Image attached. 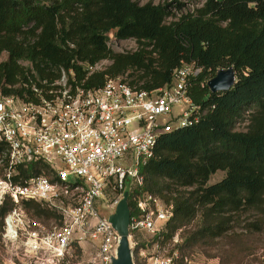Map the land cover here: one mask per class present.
Masks as SVG:
<instances>
[{
    "label": "trees",
    "instance_id": "1",
    "mask_svg": "<svg viewBox=\"0 0 264 264\" xmlns=\"http://www.w3.org/2000/svg\"><path fill=\"white\" fill-rule=\"evenodd\" d=\"M170 6L133 0H0V54H7L0 62V92L22 96L29 93L24 87L29 80L51 83L60 68L73 70L86 88L121 78L151 91L169 85L181 63L202 68L189 95L204 116L194 126L161 135L141 173L144 191L173 206V218L156 239L170 241L200 215L194 235L206 242L221 238L232 217L264 215V0H205L192 13L167 23ZM110 33L117 40H134L138 50L113 53L107 46ZM103 60L111 65L86 77L84 66ZM228 67L236 73L230 90L211 93L201 86ZM250 107L255 111L246 118ZM246 121L244 130L236 129ZM218 172L224 177L209 184ZM19 175L50 177L51 172L35 163ZM109 194L113 199L117 191ZM128 206L132 217L131 197ZM12 208L5 199L1 227ZM22 209L43 223L59 221L35 203H24ZM260 225L251 226L258 230Z\"/></svg>",
    "mask_w": 264,
    "mask_h": 264
},
{
    "label": "built area",
    "instance_id": "2",
    "mask_svg": "<svg viewBox=\"0 0 264 264\" xmlns=\"http://www.w3.org/2000/svg\"><path fill=\"white\" fill-rule=\"evenodd\" d=\"M105 63L81 65L89 77ZM201 72L195 63H181L169 85L146 91L121 78L86 88L73 70L60 68L51 83L29 80V93L22 96L0 92V206L5 199L13 205L3 220L6 243L18 249L23 238L22 256H45L49 264L64 262L73 248L86 251L77 264H112L120 237L109 216L124 193L136 212L128 226L130 246L136 235L161 236L173 206L144 191L141 169L161 135L194 126L204 116L189 95ZM35 163L51 176L22 179L21 169ZM112 190L117 196L105 198ZM29 202L59 217L41 237L39 224L22 209ZM158 246L147 258L140 251L146 264H181L173 252L160 254Z\"/></svg>",
    "mask_w": 264,
    "mask_h": 264
},
{
    "label": "rangeland",
    "instance_id": "3",
    "mask_svg": "<svg viewBox=\"0 0 264 264\" xmlns=\"http://www.w3.org/2000/svg\"><path fill=\"white\" fill-rule=\"evenodd\" d=\"M139 5H144L151 2L154 5H171L169 11L171 17L167 19V23L172 22L182 15L192 13L200 7L205 0H133ZM182 3L181 9L177 5ZM107 46L116 54L132 53L138 50L137 43L132 40H117L113 33L108 36ZM7 59L6 53L0 54V62ZM25 67L30 68L27 62H21ZM111 65V61L107 60L101 69H105ZM255 111L254 107L246 109L245 116L249 118L250 114ZM247 114V115H246ZM247 121L237 125V130H244ZM224 177L223 172L216 173L209 181V184L216 183ZM73 177H67V182H73ZM112 195L108 194L105 198L111 199ZM105 214L106 212L102 210ZM30 220H34L39 224L35 227L38 230L39 236H43L51 228V222L43 223L28 215ZM202 218L200 215L186 227L178 230L170 241L161 243V239L148 235H136L131 239L133 261L136 264H146L148 255L157 252L155 245H160V254L175 253L180 259L181 264H264V215L254 213H245L235 216L230 219L228 230L221 238L203 241L194 235L198 232ZM261 224L260 229H254L252 224ZM5 231L0 224V264H49L46 262V257L33 258L32 255L26 254L22 256L21 243L16 246L18 249L10 247L4 238ZM194 238V239H193ZM21 239V238H20ZM157 240V241H156ZM140 251H144L146 258H143ZM17 253V257L15 256ZM86 255L73 248L64 262L56 264H77Z\"/></svg>",
    "mask_w": 264,
    "mask_h": 264
},
{
    "label": "water",
    "instance_id": "4",
    "mask_svg": "<svg viewBox=\"0 0 264 264\" xmlns=\"http://www.w3.org/2000/svg\"><path fill=\"white\" fill-rule=\"evenodd\" d=\"M235 82L236 73L232 67H228L218 69L215 75L208 80L207 87L211 93L227 92L235 85ZM129 221L128 194L124 193L114 213L109 216V222L120 237L116 258L112 260V264H134L129 240Z\"/></svg>",
    "mask_w": 264,
    "mask_h": 264
}]
</instances>
